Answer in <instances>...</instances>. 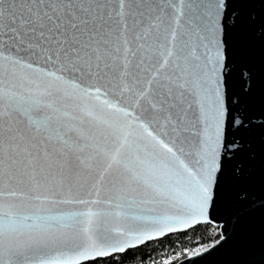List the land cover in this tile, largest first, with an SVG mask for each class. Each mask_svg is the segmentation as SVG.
<instances>
[{
    "label": "snow or ice",
    "instance_id": "6c2138e0",
    "mask_svg": "<svg viewBox=\"0 0 264 264\" xmlns=\"http://www.w3.org/2000/svg\"><path fill=\"white\" fill-rule=\"evenodd\" d=\"M225 8L0 0V264H85L207 221L240 147L226 118L247 127L224 106Z\"/></svg>",
    "mask_w": 264,
    "mask_h": 264
},
{
    "label": "water",
    "instance_id": "95a60500",
    "mask_svg": "<svg viewBox=\"0 0 264 264\" xmlns=\"http://www.w3.org/2000/svg\"><path fill=\"white\" fill-rule=\"evenodd\" d=\"M225 4L224 106L233 121L241 117L247 127L228 129L226 118L227 139L240 147L229 150L207 221L198 223L217 226L219 238L207 246L208 251L176 264H264V0H225ZM195 225L153 233V238L134 242L123 252L94 260Z\"/></svg>",
    "mask_w": 264,
    "mask_h": 264
},
{
    "label": "trees",
    "instance_id": "16d2710c",
    "mask_svg": "<svg viewBox=\"0 0 264 264\" xmlns=\"http://www.w3.org/2000/svg\"><path fill=\"white\" fill-rule=\"evenodd\" d=\"M218 227L209 223L172 233L161 239L149 241L139 247L99 258L85 264H176L201 247H207L219 238Z\"/></svg>",
    "mask_w": 264,
    "mask_h": 264
}]
</instances>
